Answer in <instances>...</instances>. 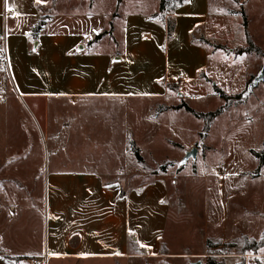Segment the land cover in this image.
Here are the masks:
<instances>
[{"label":"rangeland","instance_id":"obj_1","mask_svg":"<svg viewBox=\"0 0 264 264\" xmlns=\"http://www.w3.org/2000/svg\"><path fill=\"white\" fill-rule=\"evenodd\" d=\"M59 1L54 8H71L69 0ZM136 1L98 0L111 18L105 39L126 9L152 12L160 2ZM246 29L258 49L238 52L247 45ZM194 38L204 39L210 52L206 71L164 97L38 102L39 119L0 66V245L34 243L45 215L46 171L86 161L105 179L119 175L125 188L156 178L167 186L169 217L159 252L128 264H263L264 165L258 170L255 153L264 150V80L248 90L264 67V0H210L208 19ZM215 85L230 95L243 93L245 101L212 120L202 137L204 120L178 106L216 110L225 102ZM193 147L196 157L182 163Z\"/></svg>","mask_w":264,"mask_h":264},{"label":"crops","instance_id":"obj_2","mask_svg":"<svg viewBox=\"0 0 264 264\" xmlns=\"http://www.w3.org/2000/svg\"><path fill=\"white\" fill-rule=\"evenodd\" d=\"M55 1L0 0V59L38 119V102L164 97L169 82L184 84L206 71L210 52L192 35L207 21L210 0H188L166 14L175 21L172 38L154 16L158 6L152 12L126 9L121 22L114 20L111 39L94 42L111 21L109 11L98 0H69L70 9L54 8ZM79 164L46 171L42 227L30 245L1 244L0 264H36L43 257L128 264L159 252L169 217L165 182L156 178L121 196L119 175L105 184L99 168Z\"/></svg>","mask_w":264,"mask_h":264},{"label":"trees","instance_id":"obj_3","mask_svg":"<svg viewBox=\"0 0 264 264\" xmlns=\"http://www.w3.org/2000/svg\"><path fill=\"white\" fill-rule=\"evenodd\" d=\"M188 2V0H160L159 2V10L158 12H156L154 14V16H158L159 18H161L165 23H166V27H167V31H168V36L169 38H172L173 36V32L175 29V21L171 18H167L166 19V14H168L172 9H174L176 6H180L183 4H186ZM48 18V16H42L40 18V20L38 21V23L36 24V26L33 29V36L37 37V35L39 34L40 30L43 28L46 19ZM106 31H103L101 33H98L97 35H95V37L90 41V42H94L99 40L100 38H102L105 35ZM245 35L247 38V45L246 47L241 48L238 52H250L253 51L254 49H258L257 47H255L254 43L252 42V39L246 29L245 31ZM204 41V39H197L194 38V34L192 35V41ZM178 83H174V82H169L168 83V87L169 89H176V87ZM214 89L218 92V94L220 95V97L224 100V105H222L221 107L217 108L214 111H210L207 113L204 112H197L196 110H194L192 107H190L188 104L186 103H182L180 106H183L188 112H190L191 114H193L194 116L201 118L204 120V126H203V130L201 133L202 137H205L209 130H210V123L212 122V120H214L217 116H219L220 114H222L224 111H226L228 108L235 106L243 101H245V98L243 96V93L237 94V95H230L227 94L223 89H221L220 87L216 86L214 87ZM132 150L135 153V156L139 159L142 160V157L139 153L138 148L135 147V145H132ZM257 156L260 157V162H259V166H258V170H260L262 168V166L264 165V150L261 153H255ZM104 183H109V181H107V179H103ZM127 191V188H125L122 185V190H121V196L125 195ZM139 253H142L139 251ZM210 264H215L210 262Z\"/></svg>","mask_w":264,"mask_h":264},{"label":"water","instance_id":"obj_4","mask_svg":"<svg viewBox=\"0 0 264 264\" xmlns=\"http://www.w3.org/2000/svg\"><path fill=\"white\" fill-rule=\"evenodd\" d=\"M264 80V67L260 74L254 78V80L249 85V92L256 87L260 81ZM197 154V147H193L190 151H187L185 156L182 159V163H185L190 157H196Z\"/></svg>","mask_w":264,"mask_h":264},{"label":"built area","instance_id":"obj_5","mask_svg":"<svg viewBox=\"0 0 264 264\" xmlns=\"http://www.w3.org/2000/svg\"><path fill=\"white\" fill-rule=\"evenodd\" d=\"M5 59H0V66L4 65ZM46 259L45 257L41 258L36 264H46Z\"/></svg>","mask_w":264,"mask_h":264}]
</instances>
